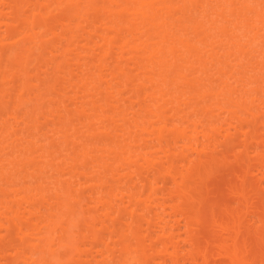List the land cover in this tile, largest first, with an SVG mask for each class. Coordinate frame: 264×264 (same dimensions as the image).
Listing matches in <instances>:
<instances>
[{"label":"bare ground","instance_id":"obj_1","mask_svg":"<svg viewBox=\"0 0 264 264\" xmlns=\"http://www.w3.org/2000/svg\"><path fill=\"white\" fill-rule=\"evenodd\" d=\"M0 264H264V0H0Z\"/></svg>","mask_w":264,"mask_h":264},{"label":"rangeland","instance_id":"obj_2","mask_svg":"<svg viewBox=\"0 0 264 264\" xmlns=\"http://www.w3.org/2000/svg\"><path fill=\"white\" fill-rule=\"evenodd\" d=\"M88 247H89V245H88Z\"/></svg>","mask_w":264,"mask_h":264}]
</instances>
